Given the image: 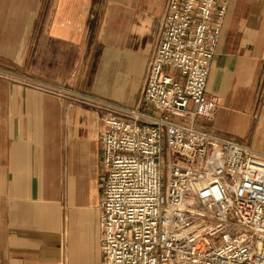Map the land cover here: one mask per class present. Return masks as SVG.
<instances>
[{
	"label": "crops",
	"instance_id": "1",
	"mask_svg": "<svg viewBox=\"0 0 264 264\" xmlns=\"http://www.w3.org/2000/svg\"><path fill=\"white\" fill-rule=\"evenodd\" d=\"M166 0H0V264H102L103 107H135ZM264 0H230L196 126L264 157ZM250 141L251 144H248ZM257 145V146H256ZM258 147V148H257Z\"/></svg>",
	"mask_w": 264,
	"mask_h": 264
},
{
	"label": "built area",
	"instance_id": "2",
	"mask_svg": "<svg viewBox=\"0 0 264 264\" xmlns=\"http://www.w3.org/2000/svg\"><path fill=\"white\" fill-rule=\"evenodd\" d=\"M229 3L166 1L138 106L79 96L106 110L102 264H264V157L195 125L217 107L206 86Z\"/></svg>",
	"mask_w": 264,
	"mask_h": 264
},
{
	"label": "rangeland",
	"instance_id": "3",
	"mask_svg": "<svg viewBox=\"0 0 264 264\" xmlns=\"http://www.w3.org/2000/svg\"><path fill=\"white\" fill-rule=\"evenodd\" d=\"M167 1V0H166ZM160 26V25H159ZM158 32H159V28H158ZM152 53H153V51H152ZM152 53H151V56H152ZM151 56H150V58H151ZM149 58V59H150ZM263 86H264V77H263V79H262V81L260 82V89H259V95H260V97L261 98H263V96L261 95V92H262V89H263ZM82 95H84V94H82ZM86 96V95H85ZM88 97V96H87ZM105 100V99H104ZM140 100V99H139ZM263 100H264V98H263ZM83 101H85V100H83ZM87 102V101H86ZM89 103V102H88ZM90 104H95V103H90ZM139 105V101H138V104L136 105V106H138ZM135 106V107H136ZM248 134V136H249V140L250 139H252V143H254V144H257L258 142H259V144L261 143V139L263 140V136L261 135L259 138H256L255 137V132H254V129H253V125L251 126V129H250V131L247 133ZM247 143L248 144H251L250 143V141H247ZM264 143V142H263ZM257 146V145H256ZM258 148V147H257Z\"/></svg>",
	"mask_w": 264,
	"mask_h": 264
}]
</instances>
